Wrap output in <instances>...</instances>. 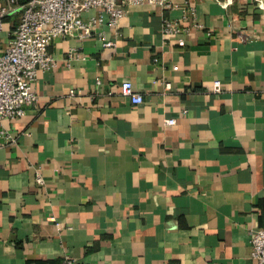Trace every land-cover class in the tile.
Listing matches in <instances>:
<instances>
[{
    "label": "crops",
    "instance_id": "0c3cea01",
    "mask_svg": "<svg viewBox=\"0 0 264 264\" xmlns=\"http://www.w3.org/2000/svg\"><path fill=\"white\" fill-rule=\"evenodd\" d=\"M103 31L54 40L39 101L3 122L0 264H259L264 0L133 5Z\"/></svg>",
    "mask_w": 264,
    "mask_h": 264
},
{
    "label": "built area",
    "instance_id": "2783aa9c",
    "mask_svg": "<svg viewBox=\"0 0 264 264\" xmlns=\"http://www.w3.org/2000/svg\"><path fill=\"white\" fill-rule=\"evenodd\" d=\"M177 0H0V33L4 31L8 18H17L6 47L0 41V147L5 145L7 138L3 122L7 119L16 120L26 114V107L39 101L33 85L40 70H50L56 65L49 46L58 38L79 37L87 39L101 37L106 41L105 47L114 43L106 39L104 28L118 27L120 20L126 16L133 5H149L163 10H172ZM198 0H184L189 7ZM220 2V0H215ZM194 8V7H193ZM95 15L86 18L89 12ZM195 13V9H192ZM187 16L185 12V17ZM183 31L176 20H166V35H177ZM185 45V40H180ZM168 89L171 83H166ZM122 93L131 97L135 104L144 102L143 95L134 91L131 81L121 85ZM214 90H222L221 81L214 82ZM74 94V91H72ZM174 125L176 121L170 120ZM14 141L11 140L10 143ZM37 182L44 184L40 173ZM51 220H55L52 218ZM252 257L264 264V228L251 233ZM65 264H80L68 258Z\"/></svg>",
    "mask_w": 264,
    "mask_h": 264
},
{
    "label": "trees",
    "instance_id": "16d2710c",
    "mask_svg": "<svg viewBox=\"0 0 264 264\" xmlns=\"http://www.w3.org/2000/svg\"><path fill=\"white\" fill-rule=\"evenodd\" d=\"M18 23V19L16 18V22H15V25Z\"/></svg>",
    "mask_w": 264,
    "mask_h": 264
}]
</instances>
